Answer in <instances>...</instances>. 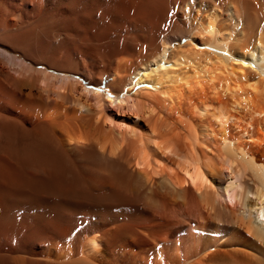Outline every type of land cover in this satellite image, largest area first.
Masks as SVG:
<instances>
[{"label":"bare ground","instance_id":"6f19581e","mask_svg":"<svg viewBox=\"0 0 264 264\" xmlns=\"http://www.w3.org/2000/svg\"><path fill=\"white\" fill-rule=\"evenodd\" d=\"M262 215L264 0H0V264H264Z\"/></svg>","mask_w":264,"mask_h":264},{"label":"rangeland","instance_id":"374dc122","mask_svg":"<svg viewBox=\"0 0 264 264\" xmlns=\"http://www.w3.org/2000/svg\"><path fill=\"white\" fill-rule=\"evenodd\" d=\"M97 90H98L99 92H104L103 90H101V89H98V88H97Z\"/></svg>","mask_w":264,"mask_h":264},{"label":"snow or ice","instance_id":"6c2138e0","mask_svg":"<svg viewBox=\"0 0 264 264\" xmlns=\"http://www.w3.org/2000/svg\"><path fill=\"white\" fill-rule=\"evenodd\" d=\"M262 219H264V215H262V217H261Z\"/></svg>","mask_w":264,"mask_h":264}]
</instances>
